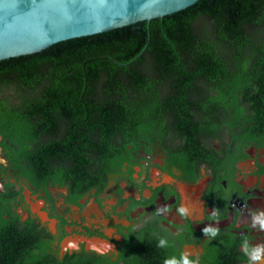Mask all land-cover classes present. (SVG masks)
Instances as JSON below:
<instances>
[{
	"label": "trees",
	"instance_id": "obj_1",
	"mask_svg": "<svg viewBox=\"0 0 264 264\" xmlns=\"http://www.w3.org/2000/svg\"><path fill=\"white\" fill-rule=\"evenodd\" d=\"M223 126L241 137L240 147L264 145V0H197L149 22L0 60L1 143L29 180L62 185L67 173L75 182L92 161L88 152L112 163L121 159L118 142L146 129L177 137L168 150L195 170L214 153L198 136H216ZM5 197L0 264H59L50 261L38 224L20 220ZM140 253L132 249L128 264H148ZM228 254L224 248L203 263L240 264Z\"/></svg>",
	"mask_w": 264,
	"mask_h": 264
},
{
	"label": "flooded vegetation",
	"instance_id": "obj_2",
	"mask_svg": "<svg viewBox=\"0 0 264 264\" xmlns=\"http://www.w3.org/2000/svg\"><path fill=\"white\" fill-rule=\"evenodd\" d=\"M230 130L223 126L216 136H205L206 132L198 136L214 153L195 170L168 150L177 137L173 142L158 130L134 131L130 142H118L123 148L115 158L121 159L101 162L98 152L90 151L92 161L85 162L75 182L66 173L62 185L19 174L0 135V195L6 194L4 203L11 201L10 209L20 220L38 224L50 261L59 264L85 258L99 264H128L131 259L126 256L132 249L141 250L148 264H163L165 251L187 253L207 264L203 262L214 260L224 248L228 258L249 264L242 241L264 245V230L252 226L253 214L264 210V145L251 142L240 147L243 140ZM241 152L246 156L234 159ZM69 162L66 157V171ZM86 178L84 185L81 181ZM180 207L189 209L186 216L179 213ZM213 211L219 213L218 220L211 218ZM208 225L219 228L216 237L205 236L203 228ZM159 236L167 237L168 247L157 246ZM85 238H97L102 250L87 248Z\"/></svg>",
	"mask_w": 264,
	"mask_h": 264
},
{
	"label": "water",
	"instance_id": "obj_3",
	"mask_svg": "<svg viewBox=\"0 0 264 264\" xmlns=\"http://www.w3.org/2000/svg\"><path fill=\"white\" fill-rule=\"evenodd\" d=\"M196 1L0 0V60L39 52L70 38L149 22ZM85 241L87 248L102 250L97 238Z\"/></svg>",
	"mask_w": 264,
	"mask_h": 264
},
{
	"label": "clouds",
	"instance_id": "obj_4",
	"mask_svg": "<svg viewBox=\"0 0 264 264\" xmlns=\"http://www.w3.org/2000/svg\"><path fill=\"white\" fill-rule=\"evenodd\" d=\"M161 211H167L165 207H161ZM181 215L186 216L189 212L187 207H180L178 209ZM219 213L217 211L212 212V219L218 220ZM259 226L260 229L264 230V210H261L259 213L253 214L252 216V226ZM219 232L218 227H213L211 225L205 226L203 228V233L208 237H216ZM158 247L166 248L169 246V241L167 237L159 236L158 237ZM242 251L248 258L249 264H255L264 260V245H255L251 246L247 239L242 241ZM163 264H199V260L190 259L187 253H180L179 255H170L167 256Z\"/></svg>",
	"mask_w": 264,
	"mask_h": 264
},
{
	"label": "rangeland",
	"instance_id": "obj_5",
	"mask_svg": "<svg viewBox=\"0 0 264 264\" xmlns=\"http://www.w3.org/2000/svg\"><path fill=\"white\" fill-rule=\"evenodd\" d=\"M9 93H12L11 91L9 92ZM13 99V98H12ZM11 99V100H12ZM15 100H13V102H14ZM264 157V155H261V157ZM90 206H92V204H91V201L89 202V204H87V206H86V209L88 210V209H90L91 207ZM262 262V261H261Z\"/></svg>",
	"mask_w": 264,
	"mask_h": 264
},
{
	"label": "bare ground",
	"instance_id": "obj_6",
	"mask_svg": "<svg viewBox=\"0 0 264 264\" xmlns=\"http://www.w3.org/2000/svg\"><path fill=\"white\" fill-rule=\"evenodd\" d=\"M263 204V203H262ZM263 263H264V261H263Z\"/></svg>",
	"mask_w": 264,
	"mask_h": 264
}]
</instances>
